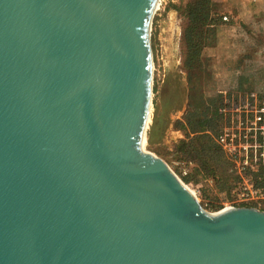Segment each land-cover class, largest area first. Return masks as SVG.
Listing matches in <instances>:
<instances>
[{
	"label": "water",
	"instance_id": "1",
	"mask_svg": "<svg viewBox=\"0 0 264 264\" xmlns=\"http://www.w3.org/2000/svg\"><path fill=\"white\" fill-rule=\"evenodd\" d=\"M157 2L0 0V264H264L143 149Z\"/></svg>",
	"mask_w": 264,
	"mask_h": 264
},
{
	"label": "rangeland",
	"instance_id": "2",
	"mask_svg": "<svg viewBox=\"0 0 264 264\" xmlns=\"http://www.w3.org/2000/svg\"><path fill=\"white\" fill-rule=\"evenodd\" d=\"M191 1L160 0L154 15L153 115L144 147L170 165L206 211L215 213L229 205L264 211V193L257 188L254 174L242 178L216 142L222 123L217 105L207 96H213L208 91L214 93L219 87L211 81L212 72L219 68L215 60L222 65L231 58L225 52H217V56L208 52L198 68L186 66L184 31L188 20L183 12ZM212 10L215 24L228 12L224 0H213ZM257 53L264 57V49ZM180 141L188 142L197 159H186L183 151L187 149H178ZM245 189L258 192L248 193Z\"/></svg>",
	"mask_w": 264,
	"mask_h": 264
},
{
	"label": "trees",
	"instance_id": "3",
	"mask_svg": "<svg viewBox=\"0 0 264 264\" xmlns=\"http://www.w3.org/2000/svg\"><path fill=\"white\" fill-rule=\"evenodd\" d=\"M213 0H192L187 7L185 8L183 14L186 16L188 20V26L184 31V41L187 48V63L186 66L191 69H196L201 66V59L209 52V49H213L218 47L219 44L223 41L231 42L233 49H239L243 47V54L238 58V62H241L243 59L248 62V65L243 67V69H257V65L261 62L260 69L264 74V57L258 55V51L264 49V27L260 32L252 30L248 28V24L238 23V21L231 19L227 28L233 29L236 28L235 31L230 35L229 33L225 34V29L222 30L217 27L215 24L213 10H212ZM241 67H237V69H241ZM236 69V70H237ZM234 70V67H232ZM219 72L218 68L214 70L216 74ZM254 77L253 79H255ZM246 79L250 81V77L247 75ZM258 80H253L252 85L260 83ZM234 91H257L260 93H264V85H256L254 89H245L240 88L237 85L233 88H230ZM179 150L183 151L187 155V160L197 159L195 153L190 151V146L186 141H180ZM204 166L202 163H198ZM204 168V167H203ZM205 170V168H204ZM254 178L256 180V186L264 193V166L260 168V170L254 174ZM249 208H252L248 206Z\"/></svg>",
	"mask_w": 264,
	"mask_h": 264
},
{
	"label": "built area",
	"instance_id": "4",
	"mask_svg": "<svg viewBox=\"0 0 264 264\" xmlns=\"http://www.w3.org/2000/svg\"><path fill=\"white\" fill-rule=\"evenodd\" d=\"M223 21L228 22L229 17L224 16ZM219 95L222 125L216 142L231 158L239 175L249 177L264 166V94L220 90ZM245 192L258 191L245 189Z\"/></svg>",
	"mask_w": 264,
	"mask_h": 264
},
{
	"label": "crops",
	"instance_id": "5",
	"mask_svg": "<svg viewBox=\"0 0 264 264\" xmlns=\"http://www.w3.org/2000/svg\"><path fill=\"white\" fill-rule=\"evenodd\" d=\"M224 2L227 5L228 12L224 13L223 16L217 20V27L221 29L222 35H223V29H225V34L229 33L230 35L235 31L236 28L229 29L227 26L229 25V22L231 19H234L238 21V23H244L248 24V28L255 30L256 33L260 32L262 28L264 27V0H224ZM228 16L229 21L224 22L223 17ZM262 33H264V30H262ZM234 34V33H233ZM221 42L218 47H215L213 49H209V53H211L212 56H217L218 53L225 52L227 56L231 58L230 61L224 60L222 61V65L218 64V61L215 60V63H217V66H219L216 74L212 72V83L216 86H219L217 91L213 93V91H208V93H212L213 96L206 95L207 97H210V102L214 105H217L218 111H219V102H220V95L218 94L220 90H231L230 88L235 87L236 85L240 88L245 89H254L256 85H264V74L263 71H261V60L256 66L257 69H243L246 65H248V62L243 59L241 62H238V58L243 54V47H240L238 50L233 49L231 42ZM242 65L243 67H241ZM216 66V67H217ZM215 67V68H216ZM232 67H234V70H232ZM237 67H241V69H237ZM237 69V70H236ZM250 77V81L246 79V76ZM256 77L255 79H253ZM253 80H258L257 84L252 85ZM234 92V90H231ZM251 91V90H250ZM240 92V91H239Z\"/></svg>",
	"mask_w": 264,
	"mask_h": 264
},
{
	"label": "bare ground",
	"instance_id": "6",
	"mask_svg": "<svg viewBox=\"0 0 264 264\" xmlns=\"http://www.w3.org/2000/svg\"><path fill=\"white\" fill-rule=\"evenodd\" d=\"M159 1H160V0H158V2H157L156 10H157V7H158V5H159ZM152 96H153V94H152ZM152 106H153V99H152L151 108H150V115H149L148 122H147V125H146V132H147L148 128L150 127L151 123H152V115H153V114H152ZM145 144H146V139H144V144H143V149H144V151H146V152H148V153L154 155L152 152L147 151V150L145 149V147H144ZM230 209H231V208H227V209H225V210H230Z\"/></svg>",
	"mask_w": 264,
	"mask_h": 264
}]
</instances>
